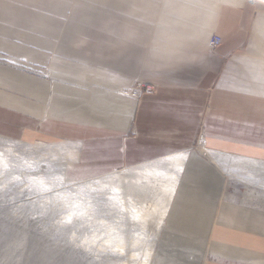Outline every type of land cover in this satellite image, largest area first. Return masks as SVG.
<instances>
[{
	"label": "crops",
	"instance_id": "obj_1",
	"mask_svg": "<svg viewBox=\"0 0 264 264\" xmlns=\"http://www.w3.org/2000/svg\"><path fill=\"white\" fill-rule=\"evenodd\" d=\"M95 2L0 0V133L78 142V177L183 153L150 264L261 263L264 209L232 193L250 174L231 156L264 161V0ZM135 81L154 91L120 92Z\"/></svg>",
	"mask_w": 264,
	"mask_h": 264
},
{
	"label": "rangeland",
	"instance_id": "obj_2",
	"mask_svg": "<svg viewBox=\"0 0 264 264\" xmlns=\"http://www.w3.org/2000/svg\"><path fill=\"white\" fill-rule=\"evenodd\" d=\"M81 3H87L85 6L89 9L92 8L91 10H95V7L99 6L95 0H71L70 8L74 11V9L80 8ZM73 11L72 16L70 13L60 17L57 15V23H65L70 16L72 20H80L81 17H75ZM110 14L111 10L105 12L106 18H110ZM83 18L85 19L86 16ZM83 35L88 40L100 39L101 36L99 33L88 31V29L84 30ZM79 36L74 35L73 40L78 39ZM222 66H224V62ZM28 72L46 80L51 77V72L47 67L37 72L30 70ZM148 86L151 87L149 90H147ZM151 91H154L153 85H146L139 81H135L120 90L121 93L134 98H137L141 92ZM37 129L40 131L39 128ZM31 130L36 132V136H29L32 131H27V134L24 133V136L20 137L0 133V142L12 143L16 150H20L15 151L19 152V157L8 155L6 157L7 162H5L7 165H0V264H140L144 250L154 240L159 208L155 210L152 208L149 211L145 224L144 220H133L132 214L138 209L146 208L148 210L151 202L157 201L156 197L160 192L156 191V187L162 182L158 183L159 181L151 178L150 183L144 187L145 189H140L136 186L145 185L144 178H126L121 182L108 183L101 190L95 187L96 185H93L92 189L86 184L91 183L92 185V180L99 179L101 176L105 177L112 172L116 173V170H121L124 167L94 176H73L70 174L72 172L70 168L78 161V142L62 138L43 137L42 134L39 136L40 132ZM204 130L203 127H199L197 130L194 149L208 156L201 150L202 147L206 148ZM200 136H202L201 142L199 141ZM33 143H38L36 145L38 148L34 147ZM55 144L74 146V153H69L65 149L61 150ZM70 154L74 155L71 156ZM212 155L208 157L211 158ZM33 156L37 162L30 166L28 162ZM239 159L241 158L231 156L235 166L248 169L249 183L245 188L239 184L234 185L236 191L233 190L232 193L235 192V196H238L237 201L244 205L264 209V174L239 162ZM21 161L25 164L23 165ZM62 163L65 164L62 165ZM18 164L21 167H17ZM68 164L71 166L67 168ZM59 165L64 166L65 178L73 184L58 181ZM41 181L44 182V186L51 188V191H46ZM115 185H118L120 189L119 196L128 198L127 208H124L120 201L108 197L110 188ZM70 213L73 214L70 216L71 222L69 223L67 215ZM160 235L161 229L158 234V241H160ZM158 241L155 243L154 250ZM210 261L221 262L216 257H210ZM229 261L227 260L225 264H264V261L256 263V260L250 261V263Z\"/></svg>",
	"mask_w": 264,
	"mask_h": 264
},
{
	"label": "bare ground",
	"instance_id": "obj_3",
	"mask_svg": "<svg viewBox=\"0 0 264 264\" xmlns=\"http://www.w3.org/2000/svg\"><path fill=\"white\" fill-rule=\"evenodd\" d=\"M133 95V94H132ZM135 96V94H134ZM30 137H33V136H36V132L32 131V133L29 135ZM28 136V137H29ZM19 142V141H18ZM34 142V141H33ZM36 142V141H35ZM39 142V141H38ZM23 143V142H22ZM42 143V142H40ZM34 144V143H33ZM20 145V144H19ZM36 145H38V143L34 144L33 146L35 147ZM56 147H58L59 149L63 150L65 149V151H68L69 153L73 152L74 153V146H70V145H67L66 144H55ZM47 146V145H46ZM18 147V146H17ZM30 147V146H29ZM33 147V148H34ZM37 147V146H36ZM31 148V147H30ZM38 148V147H37ZM41 148V147H40ZM58 148H57V151H58ZM23 149V148H22ZM28 149V148H27ZM55 149V148H54ZM19 150V149H17ZM13 144L12 143H6V142H0V165H4L5 166V162H7V156L8 155H12L13 157L16 156L19 157V152H15L17 151ZM50 150V149H49ZM201 150L203 152H205L208 156L212 155L213 152H211L210 150H208L207 148L205 147H202ZM20 151V150H19ZM43 151V150H42ZM64 151V152H65ZM59 152V151H58ZM218 152V151H217ZM10 153V154H8ZM23 153V152H22ZM21 153V154H22ZM30 153V151H29ZM42 154V153H41ZM66 154V153H65ZM64 154V156H65ZM76 154V153H75ZM36 155V154H35ZM48 155V154H47ZM71 155V154H70ZM74 155V154H73ZM71 155V156H73ZM205 155V154H204ZM44 156V155H43ZM50 156V155H49ZM218 156V155H217ZM41 157V156H40ZM70 157V156H69ZM15 158V159H16ZM22 158V156H21ZM38 158V157H37ZM44 158V157H43ZM184 158H185V155L183 153H177V154H173V155H170V156H166V157H163L161 159H157V160H153V161H150V162H145L144 164H141V165H138V166H133V167H127V168H122L121 170H118L116 171V173H111V174H108V175H105V177H99V179H94L92 180L93 183L91 185V183H87L86 186L88 187H91L94 185H96L95 187L97 188H100V190L102 188L105 187L106 184L108 183H111V182H114V181H117V182H121L123 181L124 179H129V178H144L145 179V185H138L136 187H139L140 189L141 188H144L146 187L150 181H151V178H153L155 181H159L158 183V186L156 187V191H159L160 194L156 197L157 201H153L151 202V205L148 207V210H146V208H143V209H138L136 211H134V214L133 215V220H137V221H140V220H144V224H145V220L147 219V216L149 214V211L153 208V210L159 208V218H158V221H157V230L155 232V237H154V240H152L151 244L149 245V247H147L145 250H144V255L142 257V259L140 260V264H150L151 262V259L153 257V254H154V246H155V243L158 238V234H159V231L161 229V226L164 224V220H165V217H166V214H167V211H168V208H169V204H170V201L172 199V196H173V193H174V190H175V186L177 184V181L179 179V175H180V172H181V169H182V164H183V161H184ZM212 158V157H211ZM28 159V158H26ZM36 158L33 156L29 159V164L30 166L31 165H34L37 161V159L35 160ZM55 159V158H54ZM53 159V160H54ZM74 159V158H73ZM213 159V158H212ZM14 160V159H13ZM25 160V159H24ZM23 160V161H24ZM44 160V159H42ZM52 160V161H53ZM10 162H12L11 160H9ZM28 161V160H27ZM65 161V160H64ZM68 161V160H67ZM70 161V160H69ZM72 161V160H71ZM17 162V160H16ZM60 162V161H59ZM239 162L247 165V166H250V167H253L254 169L258 170L261 174H264V162L260 161V160H254V159H248V158H241L239 159ZM20 163V162H19ZM22 163V161H21ZM9 164V163H8ZM23 164V163H22ZM25 164V163H24ZM23 164V165H24ZM59 164V163H58ZM65 164V163H64ZM62 163V165H64ZM71 164V163H70ZM70 164L67 165V168L69 166H71ZM7 165V164H6ZM12 165V163H11ZM21 167L19 164L17 165V167ZM28 166V165H27ZM60 166V167H59ZM58 168V172H57V178L59 179L58 181H61L63 183H68V184H73L71 182H68V180L65 178V175H64V166H61L59 165ZM2 167V166H1ZM11 167V166H10ZM16 167V166H15ZM37 167V165H36ZM13 168V167H12ZM27 168V167H26ZM34 168V167H33ZM11 169V168H10ZM1 170V169H0ZM28 170V169H27ZM30 170V169H29ZM36 170V169H35ZM37 171V170H36ZM32 173V172H31ZM35 174V172H34ZM38 176V175H37ZM56 179V178H55ZM54 179V181H55ZM166 179V180H164ZM57 181V180H56ZM91 181V180H90ZM154 181V182H155ZM55 183V182H54ZM58 183V182H57ZM60 183V182H59ZM76 184V183H75ZM83 184V183H82ZM147 184V185H146ZM58 185V184H57ZM63 184H61V187ZM67 185V184H66ZM54 186V185H53ZM60 186V185H59ZM68 186V185H67ZM93 186V187H94ZM55 187V186H54ZM75 188V187H74ZM93 189V188H92ZM96 189V188H95ZM145 189V188H144ZM62 190V189H61ZM98 190V189H97ZM119 187L118 185H115V186H112L110 188V195L108 197H111L112 200H118L121 202V204L124 206V208L126 207L127 208V205H126V202L128 201V198H125V197H121L119 196ZM67 192V191H66ZM82 192V191H81ZM100 192V191H99ZM94 193V192H93ZM89 194V193H88ZM60 195V194H59ZM65 195V194H64ZM56 196V195H55ZM76 196V195H75ZM68 198V197H67ZM79 198V197H78ZM64 199V198H63ZM77 199V198H76ZM88 200V199H87ZM72 201V200H71ZM80 201V200H79ZM78 201V202H79ZM83 201V200H82ZM87 202V201H86ZM85 203V202H84ZM70 204V203H69ZM89 204V203H88ZM83 205V204H82ZM91 205V204H90ZM111 205V204H110ZM114 205V204H112ZM108 206V205H107ZM118 206V205H117ZM79 207V206H77ZM84 207V206H83ZM88 207V206H87ZM112 207V206H111ZM109 208V207H108ZM78 209V208H76ZM87 209V208H86ZM90 209V208H89ZM115 209V208H114ZM68 210V209H67ZM115 211V210H114ZM71 212V211H70ZM79 212V211H78ZM122 212V211H121ZM77 213V212H76ZM71 214L73 213H70L67 215V217H70ZM81 214V213H80ZM79 214V215H80ZM116 215V214H114ZM120 216V215H119ZM117 217V216H115ZM66 218V217H65ZM111 218V216H110ZM68 219V218H67ZM119 219V218H118ZM111 221V220H110ZM113 221V220H112ZM147 221V220H146ZM134 222V221H132ZM142 222V221H141ZM114 228V227H113ZM143 228V227H142ZM141 228V229H142ZM112 229V227H111ZM108 230V229H107ZM142 231V230H140ZM114 234V233H113ZM139 234V233H138ZM119 235V234H118ZM140 235V234H139ZM138 242V241H137ZM133 254V253H132ZM130 256V255H129ZM136 257V256H135ZM129 259V258H128ZM132 259V258H131Z\"/></svg>",
	"mask_w": 264,
	"mask_h": 264
},
{
	"label": "built area",
	"instance_id": "obj_4",
	"mask_svg": "<svg viewBox=\"0 0 264 264\" xmlns=\"http://www.w3.org/2000/svg\"><path fill=\"white\" fill-rule=\"evenodd\" d=\"M249 1L255 2V1H258V0H249ZM221 42H222L221 37L219 35H217V34H214L211 37H209V39L207 41V46L210 48V50L214 51L221 44ZM150 88L148 86L147 90H149ZM201 138H202V136L199 137V141L200 142L202 141Z\"/></svg>",
	"mask_w": 264,
	"mask_h": 264
},
{
	"label": "snow or ice",
	"instance_id": "obj_5",
	"mask_svg": "<svg viewBox=\"0 0 264 264\" xmlns=\"http://www.w3.org/2000/svg\"><path fill=\"white\" fill-rule=\"evenodd\" d=\"M41 184H42V186H44V182H43V181H41ZM44 187H45V190H46V191H51V188H49V187H47V186H44ZM68 222H69V223L71 222V217L68 218Z\"/></svg>",
	"mask_w": 264,
	"mask_h": 264
}]
</instances>
